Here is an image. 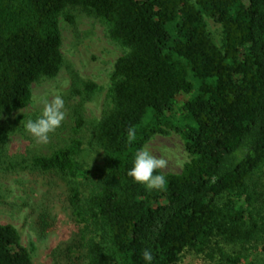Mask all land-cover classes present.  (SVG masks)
<instances>
[{"label": "trees", "instance_id": "1", "mask_svg": "<svg viewBox=\"0 0 264 264\" xmlns=\"http://www.w3.org/2000/svg\"><path fill=\"white\" fill-rule=\"evenodd\" d=\"M68 9L103 20L125 49L94 134L101 172L79 160L80 140L33 159L72 181L79 264H145L144 250L151 264L187 255L194 264H264V0H0V147L5 115L62 67ZM169 131L191 159L179 173L158 169L165 189L146 190L127 170ZM0 264H33L17 228L1 222Z\"/></svg>", "mask_w": 264, "mask_h": 264}, {"label": "rangeland", "instance_id": "2", "mask_svg": "<svg viewBox=\"0 0 264 264\" xmlns=\"http://www.w3.org/2000/svg\"><path fill=\"white\" fill-rule=\"evenodd\" d=\"M65 13L73 20L64 13L59 18L62 67L54 77L41 78L31 85L27 106L5 115L7 135L0 147V222L17 228L33 264L80 263L82 252L71 249L77 233L69 204L72 181L58 169L43 171L33 159L50 156L72 140H80L79 160L94 172H101L104 162L94 134L98 122L112 106L111 75L116 60L125 52L110 38L107 25L100 18L76 9ZM209 28L219 40V25L209 21ZM86 83L95 85L92 92H87ZM54 93L64 99L65 119L49 134L47 143H38L25 131L24 123L39 115L41 105L35 104L33 97ZM145 148L158 158L167 159V166L160 169L162 173H179L184 167L178 166L179 162L191 159L175 131L156 134ZM183 264H194L192 257L187 255Z\"/></svg>", "mask_w": 264, "mask_h": 264}, {"label": "clouds", "instance_id": "3", "mask_svg": "<svg viewBox=\"0 0 264 264\" xmlns=\"http://www.w3.org/2000/svg\"><path fill=\"white\" fill-rule=\"evenodd\" d=\"M33 102L41 105L40 112L34 119L29 118L25 121L24 129L38 143H47L49 134L59 128L65 119L64 99L60 94L54 93L45 97H33ZM128 134L132 136L134 132L130 129ZM187 162V159L182 160L178 166L183 167ZM167 163V159L158 158L146 148L141 149L134 154L127 176L143 185L146 190L163 191L167 185V179L157 170L165 168ZM143 260L145 264H151L153 256L150 251H143Z\"/></svg>", "mask_w": 264, "mask_h": 264}]
</instances>
